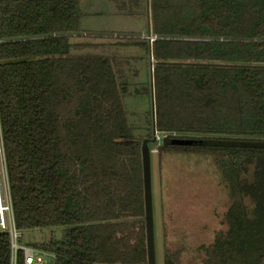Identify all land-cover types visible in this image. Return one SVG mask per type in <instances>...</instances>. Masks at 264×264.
Instances as JSON below:
<instances>
[{
	"label": "trees",
	"instance_id": "obj_1",
	"mask_svg": "<svg viewBox=\"0 0 264 264\" xmlns=\"http://www.w3.org/2000/svg\"><path fill=\"white\" fill-rule=\"evenodd\" d=\"M141 11L144 0H113ZM159 155L211 159L226 230L200 262L264 264V0H145ZM80 0H0V117L15 223L54 264H148L142 141L113 64L71 56ZM17 264L24 263L19 252ZM0 235V264H11Z\"/></svg>",
	"mask_w": 264,
	"mask_h": 264
},
{
	"label": "rangeland",
	"instance_id": "obj_2",
	"mask_svg": "<svg viewBox=\"0 0 264 264\" xmlns=\"http://www.w3.org/2000/svg\"><path fill=\"white\" fill-rule=\"evenodd\" d=\"M80 31L70 37L71 56L110 59L134 138L150 143L157 264L165 253H180L183 261L199 263L197 249L213 243L226 230L229 205L227 188L211 159L197 156L159 155L163 139L154 132L153 46L148 3L141 11H120L113 0H80ZM21 244L31 247L51 239H63L62 229L24 232ZM47 264L55 259L47 256Z\"/></svg>",
	"mask_w": 264,
	"mask_h": 264
},
{
	"label": "built area",
	"instance_id": "obj_3",
	"mask_svg": "<svg viewBox=\"0 0 264 264\" xmlns=\"http://www.w3.org/2000/svg\"><path fill=\"white\" fill-rule=\"evenodd\" d=\"M157 38L154 34L150 33L148 35L147 40L150 47ZM10 180L0 117V235L6 234L9 236L12 256L11 264H17L18 254L21 251L25 256V264H47V256L54 257L53 255L21 244L24 232L16 227Z\"/></svg>",
	"mask_w": 264,
	"mask_h": 264
},
{
	"label": "water",
	"instance_id": "obj_4",
	"mask_svg": "<svg viewBox=\"0 0 264 264\" xmlns=\"http://www.w3.org/2000/svg\"><path fill=\"white\" fill-rule=\"evenodd\" d=\"M153 116L155 117V106L153 100ZM154 132H156L154 123ZM156 139L146 140L142 145L144 197H145V222L147 237L148 264H157L156 242H155V219L153 205L152 172H151V150L150 143H156Z\"/></svg>",
	"mask_w": 264,
	"mask_h": 264
}]
</instances>
